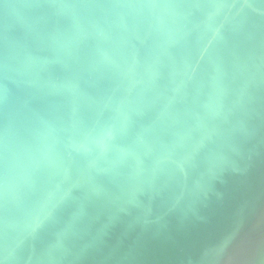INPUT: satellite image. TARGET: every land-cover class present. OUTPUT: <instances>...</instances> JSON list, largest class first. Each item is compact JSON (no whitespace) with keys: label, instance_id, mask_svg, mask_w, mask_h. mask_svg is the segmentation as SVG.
<instances>
[{"label":"water","instance_id":"obj_1","mask_svg":"<svg viewBox=\"0 0 264 264\" xmlns=\"http://www.w3.org/2000/svg\"><path fill=\"white\" fill-rule=\"evenodd\" d=\"M0 264H264V0H0Z\"/></svg>","mask_w":264,"mask_h":264}]
</instances>
